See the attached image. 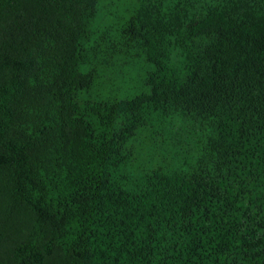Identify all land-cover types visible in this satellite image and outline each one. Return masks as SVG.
Here are the masks:
<instances>
[{
    "label": "trees",
    "instance_id": "trees-1",
    "mask_svg": "<svg viewBox=\"0 0 264 264\" xmlns=\"http://www.w3.org/2000/svg\"><path fill=\"white\" fill-rule=\"evenodd\" d=\"M102 2L0 0V264H264V0Z\"/></svg>",
    "mask_w": 264,
    "mask_h": 264
},
{
    "label": "rangeland",
    "instance_id": "rangeland-1",
    "mask_svg": "<svg viewBox=\"0 0 264 264\" xmlns=\"http://www.w3.org/2000/svg\"><path fill=\"white\" fill-rule=\"evenodd\" d=\"M133 4L134 0H103L99 10V23L96 21L95 30L101 32L109 27L108 33L113 34L119 18L127 12L128 8L131 9L134 6Z\"/></svg>",
    "mask_w": 264,
    "mask_h": 264
}]
</instances>
